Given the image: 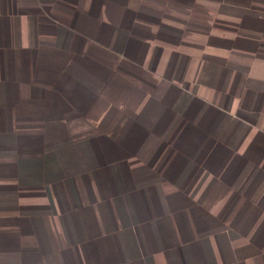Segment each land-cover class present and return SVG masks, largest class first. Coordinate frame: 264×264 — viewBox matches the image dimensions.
Masks as SVG:
<instances>
[{
    "label": "crops",
    "instance_id": "0c3cea01",
    "mask_svg": "<svg viewBox=\"0 0 264 264\" xmlns=\"http://www.w3.org/2000/svg\"><path fill=\"white\" fill-rule=\"evenodd\" d=\"M0 264H264V0H0Z\"/></svg>",
    "mask_w": 264,
    "mask_h": 264
}]
</instances>
